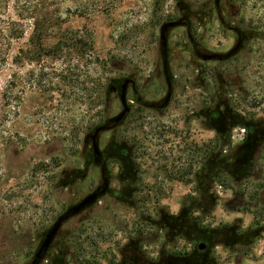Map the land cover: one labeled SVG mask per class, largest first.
I'll list each match as a JSON object with an SVG mask.
<instances>
[{
  "label": "rangeland",
  "instance_id": "374dc122",
  "mask_svg": "<svg viewBox=\"0 0 264 264\" xmlns=\"http://www.w3.org/2000/svg\"><path fill=\"white\" fill-rule=\"evenodd\" d=\"M25 3L36 10L25 14L22 37L0 62V264H29L39 230L99 181L84 139L119 112L109 86L133 76L145 101L165 97L163 53L172 81L168 105L156 109L129 102L131 111L121 126L98 139L110 186L118 189L124 179L118 167L125 148L135 165L132 186L137 189L127 199L109 192L65 223L62 231L69 238L58 261L113 264L131 239L155 261L189 252L197 243L180 235L166 240L165 228L158 226L162 214L189 206L205 226L232 225L248 232L237 245L217 232L207 246V264H264V141L243 168L232 170L224 162L235 159L243 128L234 127L229 140H216L213 129L223 117L217 107L228 105L247 119L264 117V59L252 55L251 65L261 66L257 72L249 69L244 51L223 63L200 60L184 26L168 31L164 52L160 46L161 25L185 15L207 49L231 48L233 34L219 22L213 0ZM221 7L226 21L241 27L251 22L261 33L257 38H264V0H221ZM19 47L22 59L14 61ZM127 97L132 100L130 91ZM71 168L80 169L78 178L70 175ZM126 169L131 175L133 168ZM199 187L208 188L210 199Z\"/></svg>",
  "mask_w": 264,
  "mask_h": 264
},
{
  "label": "flooded vegetation",
  "instance_id": "af4514ba",
  "mask_svg": "<svg viewBox=\"0 0 264 264\" xmlns=\"http://www.w3.org/2000/svg\"><path fill=\"white\" fill-rule=\"evenodd\" d=\"M213 4H214L216 16H217L219 22L221 23V25L223 27H225V29H227L228 31H230L233 34L234 44L231 48H229L225 51H220V50L210 51L209 49H207V47L204 46L203 43H201L200 39H198L197 37L195 38V36L192 32V25H191L190 21L186 18L185 15L178 17L176 19L177 21H179V24L176 26H184L185 27L188 43L190 44V47L193 50V52L195 53V55L200 60H206V61L214 60V61L223 63V62H227V61H230L231 59H233V57L236 56L240 51H244V53H246V56H247V61H249V63H248L249 69L252 67V71L257 72V70L260 69L261 66L260 65L252 66L250 59H251L253 54L255 55V57L258 56V58L264 59V57H261V55L264 54L263 53L264 52V38L261 40H260V38H257V35L259 36V35H261V33H256L255 27L253 26V23H251V22H246V23H244V26L241 27L239 24H235L234 22L226 21L225 17L223 16V10L221 7V0H213ZM172 21H175V20H172ZM261 28H262V26L257 28V30H260ZM256 40L257 41L260 40V41H259V43H256L257 45L255 46L254 43ZM261 45H262V48H261ZM252 47H254V49ZM211 54H214V57L208 58ZM162 58H163L162 59V70H163L164 79H165L166 88H167L166 93L168 92V90H170L169 99L166 100V94H165V97H163V98L159 97L156 100L145 101L142 98V96H141V94L137 88L134 77L133 76H126L123 79L118 80L115 83L111 84L109 86L110 90L107 91V93L115 94L116 97L118 98L119 103H120L119 112L117 114L111 116V117L106 118L103 122L96 125V126L105 125L106 128L104 130H100V132H98L97 135H95V138L92 139L91 135L93 134L96 126L89 133H87V135L85 136L84 142L86 143V146L89 147L88 148L89 161L92 162L95 165V167H97L99 169V181L94 186V188H92L86 194V195H88L92 192H96L98 196H97V198H95L94 201H98L100 199V197H102L105 194H108L109 192L114 193L116 196H119L118 193L121 192L124 199H127V197L132 196L133 192L137 189V187L132 186V183H134V181L136 180L135 179V175H136L135 170L136 169H134L133 172H131L132 173L131 175L130 174L127 175V173H126L127 172L126 168H128V167H126L125 162L130 157H129V155L127 156V151L125 150V148H121L120 153H119L121 163L118 167V170H119L118 176L120 178L124 177V179L126 178V180L131 178V182L126 181L122 178L120 180L119 187H117L118 189L112 188L110 186L112 184V182H111L112 176L108 170L107 159L104 156L103 151L99 148V143H98L99 140L98 139H99V135L101 132L108 131V130H114V129L119 128V126H121V124L126 120L127 116L129 115V113L131 111V104L129 102L141 103L145 106L156 108V109H164V107L168 105L169 101L172 98V81H171L170 76H169V71H168V67H167V60H166L165 53L162 54ZM260 62L261 61H259V63ZM248 71L250 72V70H248ZM203 72L204 71L201 67L200 73H198L201 80L202 79L204 80L205 73H203ZM208 76H209V74H208ZM209 78H210V76H209ZM223 83H224V80H223ZM169 84H170V87H168ZM128 91L131 92L132 100L128 99V97H127ZM122 111H125V112L118 121H112L111 120L114 116L118 115ZM215 112H217L219 114V116L223 115V117H221V119L219 120L220 123L215 124L213 126V129L215 131V133H214L215 139L220 140L223 138L224 139L227 138V140H229L231 136L233 137V135H231L232 129L234 127L238 126L237 121H239L240 118H236V117H238L239 115L236 112H234V110L232 108H230L228 105L225 106L223 110H220L217 107V110H215ZM235 115H236V117H235ZM241 119H242L245 127H242L243 133H242L241 141L237 145V147L235 148L237 155L235 156V159H233L231 163H228L231 166V168H233L232 170H238V169L243 168L244 163H246L248 161L247 160L248 158L247 159H240L239 158L241 151L243 150L242 149L243 144L246 140H252V141L259 142V145H260V142L264 141V117H262L260 119H251V118L247 119V118L242 117ZM94 142L97 146V151H95V149L93 147ZM246 155H248V154H246ZM218 160L223 161V159H220V158ZM123 164H125V165H123ZM87 168L88 167L85 166L82 169L84 172H86ZM79 170H80L79 168H71L69 170V173H70V175H73L74 178H78V175L80 173ZM84 175H86V174H84ZM214 182H216V180H214ZM128 186H132V187H128ZM84 197H82L79 201H81ZM77 203H75V204H77ZM92 203H90L89 205H91ZM75 204L69 206L60 215L64 214L69 208H71ZM89 205L82 208L80 211H78L75 214H71V213L68 214L67 218H65V220L61 223V225L57 229L56 233L53 235V237L51 238V240L49 241V243L46 246L43 245V242L46 238V234L48 232V229L52 226V224L55 222V220L58 217L53 221V223H51V225L45 227L44 229L39 230L36 248L33 252V257H32V259L35 257L36 252L41 253V256H40V258L36 264H43V263L44 264H61L58 261V254L63 252L62 248L65 247V245H64L65 244V238L66 237L69 238V234H67L65 236L64 232L62 231L63 226L72 217L78 215L81 211L86 209ZM203 248H204V246L202 248H197L196 250H202ZM193 250H195V248H193L189 252H192ZM181 254H183V253H181ZM32 259H31V261H32ZM202 259L203 260L205 259V255L202 257ZM155 262H157V261L150 259L149 257H146L144 255L143 251H140L138 242L136 240L131 239V241L127 242L123 246L122 251L120 252V258L117 261H115V263H113V264H154ZM199 263H203V261L199 262Z\"/></svg>",
  "mask_w": 264,
  "mask_h": 264
},
{
  "label": "trees",
  "instance_id": "16d2710c",
  "mask_svg": "<svg viewBox=\"0 0 264 264\" xmlns=\"http://www.w3.org/2000/svg\"><path fill=\"white\" fill-rule=\"evenodd\" d=\"M25 1L26 0H0V62L6 61L8 49L13 41L22 37V19L25 14H32L36 10L35 4L27 6ZM11 2L12 4H10ZM13 59L14 61L22 59V47L17 49ZM239 118L240 120L237 121L238 126L245 127L241 119L242 117L240 116ZM258 145L259 142L246 140L243 144V150L241 151L239 158L250 159L253 153L256 151ZM130 160L131 159L128 158L125 162L126 167L133 168L134 170L135 165ZM228 163L229 161H225V164ZM206 175H208V177L212 180L215 176L213 169L209 168L206 171ZM204 188L199 187L198 191L201 195L207 196L210 199L212 196L211 193H208V188ZM193 210L190 209L189 206H184L177 214H162L161 217L163 221H161L158 226L160 228H165L166 240H170L169 238L173 240L175 236L180 235L190 242L197 243L195 250L183 254H170L163 258V260H159L154 264H207L204 262L202 257L207 251L208 244L216 240L215 234L217 232L223 231V233L230 237L231 243L234 245L240 244L243 235L245 236L248 233L247 230L240 231L239 227L232 225H224L221 228L205 226L198 221L196 216L192 215ZM169 234L170 236L168 237ZM201 242L204 243V248L202 250H196L199 243ZM202 261L203 263H199Z\"/></svg>",
  "mask_w": 264,
  "mask_h": 264
},
{
  "label": "water",
  "instance_id": "95a60500",
  "mask_svg": "<svg viewBox=\"0 0 264 264\" xmlns=\"http://www.w3.org/2000/svg\"><path fill=\"white\" fill-rule=\"evenodd\" d=\"M178 24H179V21L175 20V21H166L161 25V27H160V46H161L162 51H164L166 48L168 31L172 27H174ZM213 57H214V54H211L208 58H213ZM168 87H170V84L168 85ZM169 97H170V90H168V92L166 93V100H168ZM124 112L125 111L120 112L118 115L114 116L111 120L112 121H118L122 117ZM105 128H106L105 125L96 126L93 134L91 135V138L92 139L95 138V135H97V133L100 132V130H104ZM93 147H94L95 151H97V146H96L95 142L93 143ZM97 196L98 195L96 192H92V193L86 195L81 201H79L77 204H75L74 206L69 208L64 214L58 216V218L55 220V222L52 224V226L48 229V232L46 234V238L43 242V245L46 246L49 243V241L51 240L53 235L56 233V231L59 228V226L61 225V223L65 220V218H67L68 214L77 213L82 208H84L87 205H89L90 203H92L95 200V198H97ZM203 246H204L203 243H199L198 248H202ZM40 256H41V253L36 252L35 257L32 259L30 264H36L38 262Z\"/></svg>",
  "mask_w": 264,
  "mask_h": 264
}]
</instances>
